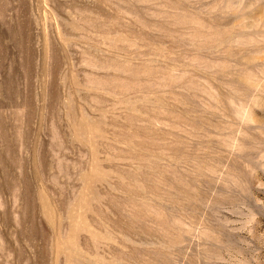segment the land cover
Segmentation results:
<instances>
[{"label":"rangeland","instance_id":"374dc122","mask_svg":"<svg viewBox=\"0 0 264 264\" xmlns=\"http://www.w3.org/2000/svg\"><path fill=\"white\" fill-rule=\"evenodd\" d=\"M0 264H264V0H0Z\"/></svg>","mask_w":264,"mask_h":264}]
</instances>
